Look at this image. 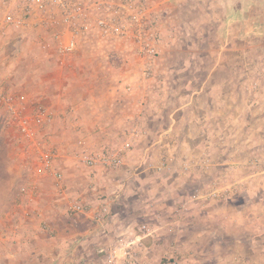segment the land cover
<instances>
[{
    "label": "rangeland",
    "instance_id": "1",
    "mask_svg": "<svg viewBox=\"0 0 264 264\" xmlns=\"http://www.w3.org/2000/svg\"><path fill=\"white\" fill-rule=\"evenodd\" d=\"M176 1H172L174 6ZM254 1L263 6L264 0ZM229 2L232 10L228 15L221 0H212V4L211 0H187L186 7L171 8L170 17L167 12L164 14L175 26L176 36L184 34V31L189 33L174 46L176 53L180 50V55L173 59L172 66L174 69L187 66V69L178 75L167 72L169 81L196 84L198 80L202 83L206 74L201 72V68L212 65L215 60L209 54L213 55L224 47L220 39L228 29L225 17L236 20L247 0ZM158 16L162 21L161 12ZM195 31L199 32L198 42L194 39ZM236 46L242 48L243 45L239 43ZM88 47V51L93 52L90 58L101 55V63L81 56L76 59L77 63H73L71 58L67 61L68 57L54 55L50 31L10 32L0 39V88L27 115L35 113L39 107L58 112L52 123L35 126L28 140L8 119L10 115L6 107L0 105V264H104L106 254H100L99 250H107L118 240H135V233L143 224L147 225L149 233L146 232L140 242L130 247V257L120 259L123 264H264V175L260 174L264 170V156L252 164L243 165V169L237 167L233 175L231 170H235L236 164L229 165L228 176L239 180L251 175L250 179L237 184L218 176L211 180L214 172L208 168L192 166L189 172L181 174L176 169L180 162L174 154L170 155L168 168L158 172L155 168L163 157L161 144L159 148H149L157 135L140 138L143 134L140 139L129 142L124 166L119 169H88L77 162V156L83 150L112 147L94 145L91 148L78 130L72 129L70 136L61 132L65 122L60 110L66 113L63 99L67 94H71L73 99L76 97L74 93L87 94L78 83L75 84L77 90L68 92L73 78L66 66L86 64L102 67V74L93 81L102 83L98 85L100 90L96 91L101 97L110 92L112 85L115 88L128 79L137 85L140 80L135 69L136 57L129 44ZM116 47L118 51L123 49L125 54H117ZM246 47L249 58L233 60L229 64L250 68L249 75H243L244 80H239L244 82L240 92L244 91L249 99L260 95L264 87V56H255L258 42ZM220 64L225 65V60ZM93 75L85 79L90 81ZM78 78L75 80L80 83L82 75L78 74ZM223 78L225 74H217V81ZM163 79L161 74L155 80ZM254 82L258 83L255 91L250 90ZM187 89L190 91L193 87L189 85ZM184 90H180L181 93L188 92ZM145 92L144 88L137 87L134 95L142 97ZM157 92L160 95L162 89ZM88 93L90 95V90ZM57 98L59 106H53ZM144 119L143 127L146 128ZM153 125L162 127L161 122ZM125 139L120 140L121 144ZM45 149L54 153L53 168L61 173V191H66L69 200V203H58L65 208L61 216L52 215L55 213L52 177L36 173L39 155ZM205 157L210 159L208 150L191 160L198 162ZM193 172H199L198 176L195 174L196 179L191 174ZM184 178L191 182L180 185ZM227 183L230 186L227 191L208 197L214 188L222 189ZM66 188L69 189L68 194ZM113 192L118 198L110 204L111 215L105 225L106 232L102 234L96 230L95 214L101 201L113 197ZM194 195L201 198H191ZM75 203L86 205L90 212L73 213L69 206ZM228 215L233 217L232 223ZM29 227L35 232L28 233ZM55 231L61 232L62 237L59 238L64 241V251L61 260L51 261L48 243ZM71 235L75 236L69 244L70 239L65 238ZM138 235L142 234L138 232ZM37 241V245L43 247L42 254L37 261H31V248ZM53 254L55 257L56 253Z\"/></svg>",
    "mask_w": 264,
    "mask_h": 264
},
{
    "label": "crops",
    "instance_id": "2",
    "mask_svg": "<svg viewBox=\"0 0 264 264\" xmlns=\"http://www.w3.org/2000/svg\"><path fill=\"white\" fill-rule=\"evenodd\" d=\"M172 1L175 2V0ZM172 1L151 0L147 2L148 5L156 8L157 11L161 9L158 13L161 12L164 17H162V22L164 23L162 26H167L172 36V39H167L170 43L163 47L156 65L158 76L162 74L164 75V79L159 82L154 80L150 83L151 88H161L162 93L159 95L158 92H154L151 100L141 106L142 97L126 95L122 84H120L115 88L112 85L108 90L110 92L101 97V94H96V91L100 90L98 85L102 83L93 81L102 74V67H98L97 65L90 67L91 65L86 66V64L77 65L80 67L75 65L73 67L71 64L67 65L66 70L71 74V78H73L71 87L67 89L68 92L77 90V85L75 84L78 83V85L81 84L80 88L87 94L79 95L73 92L76 94L74 99L71 97V94H67V97L63 99L66 113L60 110V113L63 114V123L65 122V127L61 126V129H63L61 132L65 136H70L73 130H78L91 148L94 145H97L96 147L106 145L114 148L121 145L120 140L125 138L124 132L126 128L132 125V121L138 116L139 111L142 110L143 116L146 118L147 127H144L145 135L140 138L157 135L149 147L150 149L153 147L159 148L161 144L163 156L174 154L177 162L184 163L193 162L194 160H191L192 157L195 155L200 156L203 151L208 150L210 158L208 169L214 172V174L211 173V180L218 176L221 179L228 178L227 180L233 184L241 183L250 179L251 175L239 180L235 179L232 175L235 174L236 168L243 169V165L252 164L264 156V87L260 95L258 94L247 99L244 91L240 92L244 82L241 83L239 80H244L243 75H249L251 72L250 68L247 69L245 65L236 67L229 64V62L249 58L246 46H249L253 42H258L259 47L255 52V56L259 58L264 56V18H262V15H264V3L261 6V4L254 0H247L246 4L241 6L240 16L236 17V20L230 16L225 17L228 29L222 39H220L221 44L222 42L224 43V47L216 50V53H213V55L212 53L209 54V56L215 57V60L212 65L201 68V72L206 74L202 83L197 80V83L194 84L191 81L181 83L176 80L169 81L167 79V72L178 75L185 68L187 69V66H182L179 69H174L172 66L174 63L173 59L180 55V50L176 53L174 46L180 43V39L182 41L183 37L189 36V33L184 31V34L176 36L175 26L171 22V19L164 15L166 12L169 15L171 8L177 7L182 9L186 7L187 0H177L176 6H174ZM221 1L223 2L222 5L224 6L225 13L228 15L232 10L230 2L229 0ZM178 30L180 31L179 28ZM194 34H196L194 35V39L198 42L199 32L195 31ZM239 43L243 45L242 48L236 46ZM93 45L101 47L102 43H86L80 46L74 53L67 56V61L71 58L73 63H77L76 59L81 56L82 58H94L97 63H101L103 59V57H99L101 55L97 58H90L93 52L88 51L90 50L88 46L93 47ZM83 47L86 48L82 49ZM116 50L117 54H125L123 49L118 51L116 47ZM53 53L56 55L54 51ZM167 60L170 61L168 62ZM223 60L226 62L225 65L220 64L223 63ZM77 70H79V73H76ZM90 71H94V73H90ZM218 73L222 76L225 74V78L217 81ZM78 74L82 75L80 83L77 81L79 80ZM92 74H95L91 78L92 80L85 79L91 77ZM76 78L78 79L75 80ZM126 81L130 82V79ZM189 85L193 87L190 91L187 89ZM108 88L106 87V89ZM184 89L188 92L181 93L180 90ZM88 90H90V95ZM140 92L143 93L144 91ZM53 106H59L58 98ZM46 111L49 113L53 112L52 119L53 117L55 119L58 115L57 110L54 112L50 108V110L47 109ZM154 122H161L162 127L154 126ZM230 164H236V167H234L235 170H231L233 172L232 175L228 176ZM198 173L193 172L191 174L196 179L195 174L198 176ZM260 174L264 175V170ZM189 182L191 181L188 178H184L180 180V185L185 186ZM228 184L224 185L223 188H230ZM68 190L67 194L69 193ZM53 191L55 202L52 205L55 213H52V215L61 216V211H64L65 208L61 207L62 205L58 203H62L63 201L69 203V200L66 198L65 190L57 192L53 188ZM191 198L197 199L201 197L194 195ZM228 198L227 201L229 202ZM190 201L192 202L193 200L191 199ZM228 218L232 223L231 218L233 217L228 215ZM27 232L34 233L35 231H31L29 227L27 228ZM60 233L59 231H55L53 237L49 239L50 243L48 244H50V247L48 255L52 258L50 259L51 261L61 260V253L64 251V241L59 238L62 237ZM73 237L71 235L65 239H70L69 244H71ZM38 243L39 241L34 243V246L31 248L33 251L31 256L33 259L31 261H37L40 254H42L41 249L43 247L38 246ZM53 253H56L55 257Z\"/></svg>",
    "mask_w": 264,
    "mask_h": 264
},
{
    "label": "built area",
    "instance_id": "3",
    "mask_svg": "<svg viewBox=\"0 0 264 264\" xmlns=\"http://www.w3.org/2000/svg\"><path fill=\"white\" fill-rule=\"evenodd\" d=\"M163 24L157 9L144 0H0V39L10 32L50 31L54 52L63 58L86 43L129 44L136 57L135 68L140 74V80L137 85L127 81L121 84L123 91L131 96L137 87L146 90L142 95L141 106L151 100L154 92L159 91L151 88L150 83L160 77L156 70L157 60L163 47L172 39L170 30L167 26H162ZM257 88V82L250 85V90L255 91ZM15 104L14 99L0 88V105L6 107L10 115L8 119L28 140L35 126L51 123L52 113L39 107L35 113L27 115L22 107ZM144 121L143 111L140 110L132 125L124 132L125 143L111 149L102 147L97 151L83 150L78 154L77 162L88 169L121 168L124 166V155L129 142L145 134ZM54 158L51 149L42 151L36 173L50 175L54 182L53 187L58 192L61 191L63 177L53 168ZM169 160L170 155L163 156L155 169L158 172L164 171L168 168ZM195 162L177 163L176 169L181 174H186L192 166L200 169H207L209 166V159L206 157ZM227 189L214 188L208 193V197H216ZM112 194L113 197L101 201L98 213L95 214L98 223L96 230L102 234L106 232L105 225L111 215L110 204L118 198L116 192ZM70 210L73 213L90 212L86 205L77 203L70 204ZM138 232L142 235H138ZM146 232L149 233V229L143 224L138 227L135 240L128 242L122 239L107 250L101 248L99 253L106 254L104 264H123L120 259L126 260L130 257V247L135 242H140Z\"/></svg>",
    "mask_w": 264,
    "mask_h": 264
}]
</instances>
